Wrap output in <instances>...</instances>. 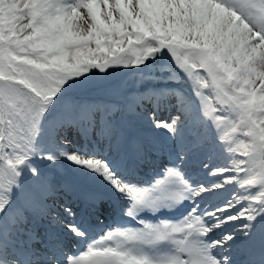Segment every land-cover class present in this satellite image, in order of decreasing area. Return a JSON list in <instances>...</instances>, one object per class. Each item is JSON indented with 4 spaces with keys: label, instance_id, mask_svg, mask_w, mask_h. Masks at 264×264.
Instances as JSON below:
<instances>
[{
    "label": "snow or ice",
    "instance_id": "obj_1",
    "mask_svg": "<svg viewBox=\"0 0 264 264\" xmlns=\"http://www.w3.org/2000/svg\"><path fill=\"white\" fill-rule=\"evenodd\" d=\"M0 264H264V0H0Z\"/></svg>",
    "mask_w": 264,
    "mask_h": 264
},
{
    "label": "bare ground",
    "instance_id": "obj_2",
    "mask_svg": "<svg viewBox=\"0 0 264 264\" xmlns=\"http://www.w3.org/2000/svg\"><path fill=\"white\" fill-rule=\"evenodd\" d=\"M167 161H163L162 163H166ZM156 170V169H155ZM204 172H200L199 173V171H198V173L196 174V175H191V177L193 176V178H195V181L193 182L194 184L195 183H197V182H204V183H206V184H210V183H212L213 181L211 180V177H209L208 176V174H207V172H205L204 174H203ZM189 176V175H188ZM190 178V177H189ZM230 195H231V192H229V191H227V195L225 196V197H223L220 201H218V203L219 202H221L222 200H225V199H227V198H229L230 197ZM216 199V197H208V198H206V201H205V204H204V206H206V207H208V206H211V205H213V204H215L214 202H212L213 200H215ZM66 203V202H65ZM69 203V202H68ZM186 206V205H185ZM105 231V229H101V230H99L98 231V233L95 235V236H93L94 238L95 237H97V236H99V235H103V232ZM69 240H74V237H72L71 235H68V237H67ZM94 238H91V239H94ZM75 242H76V244H77V246H78V248L79 247H84V244H85V242H82V241H78L77 239L76 240H74Z\"/></svg>",
    "mask_w": 264,
    "mask_h": 264
},
{
    "label": "rangeland",
    "instance_id": "obj_3",
    "mask_svg": "<svg viewBox=\"0 0 264 264\" xmlns=\"http://www.w3.org/2000/svg\"><path fill=\"white\" fill-rule=\"evenodd\" d=\"M160 66H163V61L160 62ZM211 167H215V165H211L210 168H211ZM200 168L203 169V168H202V165L200 166ZM70 247H73V246H70ZM76 253H77V252H76Z\"/></svg>",
    "mask_w": 264,
    "mask_h": 264
}]
</instances>
